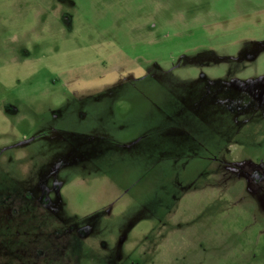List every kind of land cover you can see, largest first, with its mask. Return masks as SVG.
Returning a JSON list of instances; mask_svg holds the SVG:
<instances>
[{
    "label": "rangeland",
    "instance_id": "obj_1",
    "mask_svg": "<svg viewBox=\"0 0 264 264\" xmlns=\"http://www.w3.org/2000/svg\"><path fill=\"white\" fill-rule=\"evenodd\" d=\"M255 171L264 0H0V264H264Z\"/></svg>",
    "mask_w": 264,
    "mask_h": 264
},
{
    "label": "crops",
    "instance_id": "obj_2",
    "mask_svg": "<svg viewBox=\"0 0 264 264\" xmlns=\"http://www.w3.org/2000/svg\"><path fill=\"white\" fill-rule=\"evenodd\" d=\"M155 256L159 257L160 256V251H154V253H146L145 256ZM148 262H156L155 264H160V260L155 258L154 260H148ZM151 264V263H150Z\"/></svg>",
    "mask_w": 264,
    "mask_h": 264
},
{
    "label": "flooded vegetation",
    "instance_id": "obj_3",
    "mask_svg": "<svg viewBox=\"0 0 264 264\" xmlns=\"http://www.w3.org/2000/svg\"><path fill=\"white\" fill-rule=\"evenodd\" d=\"M252 178L256 179V181H264L263 177H260V175L258 174L257 171H255L254 173H252Z\"/></svg>",
    "mask_w": 264,
    "mask_h": 264
}]
</instances>
